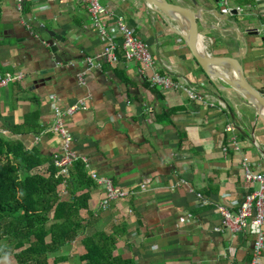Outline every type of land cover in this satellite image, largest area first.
<instances>
[{
  "label": "crops",
  "instance_id": "crops-1",
  "mask_svg": "<svg viewBox=\"0 0 264 264\" xmlns=\"http://www.w3.org/2000/svg\"><path fill=\"white\" fill-rule=\"evenodd\" d=\"M26 1L27 12L15 0L0 3V75L22 73L20 81L0 87L2 136L38 149L44 171L58 148L46 131L52 107L83 99L87 107L66 120L72 149L86 159L87 170L131 192L102 210L103 188L93 183L79 212L87 221L83 234L114 235V253L131 264H250L252 234L213 228L221 225L216 205L235 209L255 187L244 181L243 160L264 175V120L255 108L210 80L144 0H100L112 12L103 19L109 24L121 15L156 68L185 81L195 97L151 86L119 46L116 63L99 62L104 42L81 0ZM167 1L196 10L207 51L242 53L245 79L264 89V0ZM61 192L69 197L65 184ZM81 238L59 249V264L79 263Z\"/></svg>",
  "mask_w": 264,
  "mask_h": 264
},
{
  "label": "trees",
  "instance_id": "trees-1",
  "mask_svg": "<svg viewBox=\"0 0 264 264\" xmlns=\"http://www.w3.org/2000/svg\"><path fill=\"white\" fill-rule=\"evenodd\" d=\"M21 8L29 10L26 0ZM30 116H24L23 125ZM44 159L38 149L27 150L0 132V243L7 242L0 244V258L12 254L13 264H59L64 260L59 249L82 236L79 264H131L114 253V235L83 234L87 221L79 212L87 207L93 184L83 163L74 161L64 178L52 162L40 170ZM63 184L67 199L61 194Z\"/></svg>",
  "mask_w": 264,
  "mask_h": 264
},
{
  "label": "built area",
  "instance_id": "built-area-1",
  "mask_svg": "<svg viewBox=\"0 0 264 264\" xmlns=\"http://www.w3.org/2000/svg\"><path fill=\"white\" fill-rule=\"evenodd\" d=\"M15 1L17 6L21 8L24 0ZM81 2L86 8L91 25L104 42L102 51L96 55L99 62L116 63L115 49L116 46H119L126 61L139 64V72L151 86L164 90H179L190 97H195L196 93L193 87L185 81L174 79L169 73L160 72L156 68L147 45L125 24L121 15H115L113 22L107 24L103 17L110 18L112 12L106 5H103L100 0H81ZM115 38H119V43L115 41ZM21 79V72H7L0 75V87ZM86 107L83 99L74 100L64 106L56 104L52 107V120L46 131H51L57 137L58 148L53 153L51 162L57 168L58 173L67 178L72 163L80 160L87 176L94 184L102 186L103 195L99 201V207L105 210L113 200L122 198L131 192L115 185L109 177L100 176L92 170H87L86 159L78 157L72 149V136L66 125V120L73 113ZM242 169L244 181L247 184H254L255 187L246 192L244 200L235 209L220 204L216 205L221 216V225L213 229L215 231L227 230L231 234L246 229L249 234L253 235L250 264H260L261 253L264 249V175L252 171L245 159L242 162ZM145 186L144 183L140 184L141 190H144Z\"/></svg>",
  "mask_w": 264,
  "mask_h": 264
},
{
  "label": "water",
  "instance_id": "water-1",
  "mask_svg": "<svg viewBox=\"0 0 264 264\" xmlns=\"http://www.w3.org/2000/svg\"><path fill=\"white\" fill-rule=\"evenodd\" d=\"M144 2L185 42L193 58L210 80L221 81V89L229 90L243 98L255 108L256 115L264 120V89L253 87L245 79L240 63L242 53L236 56H215L208 52L202 41L204 35L199 32L202 20L196 10L167 0ZM48 33L52 38L47 41L48 46L56 57L57 46L53 41L55 35L51 31Z\"/></svg>",
  "mask_w": 264,
  "mask_h": 264
},
{
  "label": "rangeland",
  "instance_id": "rangeland-1",
  "mask_svg": "<svg viewBox=\"0 0 264 264\" xmlns=\"http://www.w3.org/2000/svg\"><path fill=\"white\" fill-rule=\"evenodd\" d=\"M1 246H6V244H7V242L6 241H1ZM15 262V259H14V257H13V255L12 254H8V255H6V256H2L1 258H0V264H13ZM61 264H63V263H61ZM66 264H79L78 262L76 263V262H67Z\"/></svg>",
  "mask_w": 264,
  "mask_h": 264
}]
</instances>
